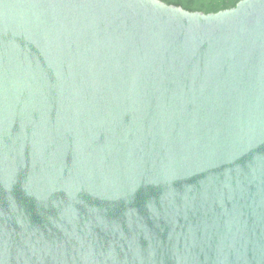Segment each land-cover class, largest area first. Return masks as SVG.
Listing matches in <instances>:
<instances>
[{
    "label": "water",
    "instance_id": "obj_1",
    "mask_svg": "<svg viewBox=\"0 0 264 264\" xmlns=\"http://www.w3.org/2000/svg\"><path fill=\"white\" fill-rule=\"evenodd\" d=\"M0 264H264V0H0Z\"/></svg>",
    "mask_w": 264,
    "mask_h": 264
},
{
    "label": "trees",
    "instance_id": "obj_2",
    "mask_svg": "<svg viewBox=\"0 0 264 264\" xmlns=\"http://www.w3.org/2000/svg\"><path fill=\"white\" fill-rule=\"evenodd\" d=\"M166 4L182 7L187 11H199L205 14L216 13L232 8L240 0H160Z\"/></svg>",
    "mask_w": 264,
    "mask_h": 264
}]
</instances>
